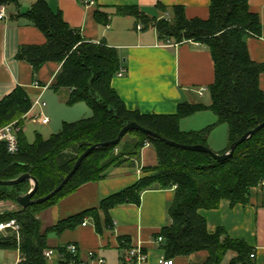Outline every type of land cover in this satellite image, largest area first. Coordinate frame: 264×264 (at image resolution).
Segmentation results:
<instances>
[{
  "label": "trees",
  "instance_id": "16d2710c",
  "mask_svg": "<svg viewBox=\"0 0 264 264\" xmlns=\"http://www.w3.org/2000/svg\"><path fill=\"white\" fill-rule=\"evenodd\" d=\"M13 0H0L6 5ZM118 15L135 16L155 28L158 37L176 44L199 42L206 45L215 66V81L209 88L211 103H181L175 114L144 115L130 111L112 88V79L122 68L118 51L106 44H96L71 28L60 11H53L46 0L36 1L23 15L46 36L41 46H22L16 58L25 60L37 72L45 63L60 65L53 87L69 90L67 105L86 103L92 115L76 122L64 123L60 132L43 140L40 136L30 144L21 129V121L30 112L32 103L26 90L17 87L0 102V129L17 122L19 151L15 155L0 146V180H15L29 174L38 181L33 200L52 193L73 170L90 147L117 139L121 130L135 122L162 138L180 145H202L209 149L208 139L214 128L226 125L228 146L217 154H225L241 137L264 123V92L260 75L264 64L254 62L248 52L247 40L261 35L259 16L250 10L248 0H211L208 19H188L184 7L172 8L160 19H147L135 7H118ZM100 16V14H98ZM102 16V15H101ZM101 23L108 22L103 15ZM101 18V17H100ZM209 110L216 123L199 131L185 132L180 122L198 112ZM130 136L129 140H124ZM152 145L157 164L143 167L146 174L133 186L101 201L98 209L83 211L43 230L40 215L57 205L80 187L104 178L109 168L133 167L140 160L144 147ZM212 150V149H211ZM213 151V150H212ZM216 153V152H215ZM264 182V127L239 145L232 156L218 162L205 153L185 150L130 131L114 146L92 151L81 163L64 188L49 200L17 212L0 213V224L15 221L18 231L8 228L9 235H0V249L18 251V264H45L44 250L49 248L48 234L57 236L74 230L86 217L95 222L100 233L99 210L104 213L108 228H113L109 211L124 205L140 204L146 190L174 189L168 207L170 224L156 234L166 259L187 257L199 251L208 252L205 264H221L228 251L238 253L236 262L256 264L253 249L244 240L230 238L223 228L214 234L207 230L206 220L199 210H216L223 201L231 206L247 204L252 188ZM30 181L15 186H0V202H16ZM130 247V241L120 238V248ZM145 252V251H144ZM235 261L232 264L236 263ZM123 264V262H122Z\"/></svg>",
  "mask_w": 264,
  "mask_h": 264
},
{
  "label": "crops",
  "instance_id": "0c3cea01",
  "mask_svg": "<svg viewBox=\"0 0 264 264\" xmlns=\"http://www.w3.org/2000/svg\"><path fill=\"white\" fill-rule=\"evenodd\" d=\"M13 1L6 4L7 17L0 21V102L19 86L26 90L32 103L27 118L38 108L40 115L44 116L49 109L56 112L69 110L70 113L65 114V123L90 117L92 110L86 103L68 107L66 100L69 90L58 92L54 89L59 64L47 62L34 72L30 63L16 58L20 47L41 46L47 39L40 29L23 16L38 0ZM46 1L53 11H60L65 22L78 30L85 40L117 49L126 72L122 77L115 76L111 84L128 110L144 115L175 114L179 104H197L205 94L210 95L209 88L215 81V66L206 45L194 41L176 44L171 40L176 45L162 47L161 44L166 41L158 37L152 24L146 28L143 20L135 16L118 15L116 9L135 7L151 20L167 14L171 16L172 8L181 6L188 19L205 20L210 15L211 0H95L94 5H87L83 0ZM248 4L262 24L261 35L247 40L248 52L254 62L264 64V0H248ZM104 14L108 16L106 24L101 23L105 19ZM137 25H142L143 30L138 31ZM202 87H207L208 91L200 97L197 90ZM260 89L264 92V72L260 75ZM38 100L44 106L36 105ZM210 103L211 98L205 105ZM40 115L34 117L37 122ZM78 115L81 116L75 118ZM204 116L208 121L217 120L214 114ZM209 140L210 137L208 144ZM156 164L154 147L146 146L136 166L109 168L102 180L80 187L57 205L42 212L39 218L41 221L43 215L51 218L50 227L83 211L98 209L101 201L145 177L143 167ZM174 194V189L146 190L138 206L124 205L109 211L113 228L106 226L104 213L99 210L100 233L96 230L94 220L88 216L84 220L86 226L81 224L74 230L65 231L58 236L56 244L48 245L53 248L76 243L82 256L92 250L98 252L106 264L107 259H112L113 264H122L124 249L120 248V238L125 237L130 241V246L145 251L146 261L142 264H160V261L168 259L155 236L170 224L168 207ZM198 213L206 220L210 234L223 228L230 238L246 241L255 253L254 262L264 264V194L260 187L252 188L247 204L231 206L228 201H223L216 210L201 209ZM208 256V252L199 251L187 257L174 258L173 261L174 264H205ZM237 258V252L228 251L221 264H232Z\"/></svg>",
  "mask_w": 264,
  "mask_h": 264
},
{
  "label": "rangeland",
  "instance_id": "374dc122",
  "mask_svg": "<svg viewBox=\"0 0 264 264\" xmlns=\"http://www.w3.org/2000/svg\"><path fill=\"white\" fill-rule=\"evenodd\" d=\"M210 99V95L207 93L205 96L200 98V103L208 104ZM68 106V105H67ZM69 107V106H68ZM69 110H60V111H52L49 109L47 113H45L49 120L50 123L46 126L41 123L39 119L38 122L35 120L34 117L40 115V109L38 108L29 118H27V115L25 118H23L19 123L21 124V129L25 133L26 140L30 143L33 144L36 142L37 138L40 136L41 139L47 140L49 139L53 134H57L58 132L61 131L63 124L67 121H65L64 118H66L65 114L70 113L68 112ZM73 111V110H72ZM76 111V110H75ZM72 113V112H71ZM213 115L210 112H198L188 118L183 119L180 122V127L183 131L185 132H190L194 130H200L203 127L208 126L209 124H215V121H208L207 117L204 115ZM41 116V115H40ZM78 115L75 118H79ZM215 117V116H214ZM83 117L77 119L81 120ZM216 119V118H215ZM76 120V119H75ZM76 120V121H77ZM15 128H19L16 123ZM130 136L125 137V141L129 140ZM173 142V141H172ZM178 144V143H177ZM209 144L211 145V149L214 152H221V150H224L228 146V128L226 125H220L216 126L210 135V140ZM34 187V183L30 181V183L24 187L26 191H30ZM28 192H24L23 194H27ZM22 194V195H23ZM21 207L18 206V204L14 201H6V202H0V210L2 213H9V212H17ZM51 222V218H48V216L43 215L42 216V224H43V230L46 229V227L49 226ZM8 223L0 224L6 226ZM8 228H0V235L3 237H7L9 235V232H7ZM12 231H18V228L13 229ZM59 237L57 234L54 233H49L48 234V243L49 244H56L58 242ZM19 252L15 250H3L0 249V264H18L19 262ZM112 259H107V264H113Z\"/></svg>",
  "mask_w": 264,
  "mask_h": 264
},
{
  "label": "built area",
  "instance_id": "2783aa9c",
  "mask_svg": "<svg viewBox=\"0 0 264 264\" xmlns=\"http://www.w3.org/2000/svg\"><path fill=\"white\" fill-rule=\"evenodd\" d=\"M24 1V0H19ZM85 4L94 5L95 0H83ZM7 17L6 5H0V21L5 20ZM137 30L142 31L143 26L137 25ZM176 44L166 41L161 44L162 47H172ZM125 69L121 68L116 76L122 77L125 74ZM208 91L207 87H202L197 90V94L202 97ZM36 105L44 106L40 104V101H36ZM37 119L41 121L42 124H48L50 122L49 118L41 115ZM15 124H10L4 128L0 129V146L5 145L7 152L11 155H15L19 151V140H18V131L20 128H15ZM149 146V144L147 145ZM260 189L264 194V182L261 183ZM83 226L87 225L85 221ZM0 228H13L16 229L15 221H10L6 226L1 225ZM158 243L162 242V238L159 237L156 240ZM44 260L45 264H106L104 258L99 255L96 251H89L85 256H82L80 253V248L76 243H69L63 246L58 247H49L44 250ZM252 258H255V253L251 254ZM146 261V253L140 247L130 246L124 250L122 257L123 264H142ZM160 264H174L173 259H168L166 261H160Z\"/></svg>",
  "mask_w": 264,
  "mask_h": 264
},
{
  "label": "water",
  "instance_id": "95a60500",
  "mask_svg": "<svg viewBox=\"0 0 264 264\" xmlns=\"http://www.w3.org/2000/svg\"><path fill=\"white\" fill-rule=\"evenodd\" d=\"M264 127V123L260 124L258 127H256L254 130L250 131L249 133H247L246 135H244L243 137H241L238 141H236L229 149L228 152H226L225 154H217L214 151H212L211 149L202 146V145H196V146H185V145H180L177 144L175 142L166 140L164 138H162L161 136H159L158 134L147 130L145 128H142L141 126H139L137 123L132 122L127 124L119 133L117 139H115L114 141L108 142V143H103V144H97L94 145L92 147H90L85 153H83L81 155V157L79 158V160L77 161V163L75 164L73 170L65 177V179L63 180V182L52 192L50 193L48 196L39 199V200H33V196L36 193L37 187H38V181L33 178L32 176H30L29 174H23L21 176H19L17 179L15 180H10V181H2L0 180V186H6V187H10V186H15L18 185L20 183H23L25 181H31L34 183V187L27 193V194H23L20 195L17 200L16 203L18 204L19 207H21L22 209H27L30 206H33L35 204H40L43 203L47 200H49L50 198H52L53 196H55L58 192H60L64 186L70 181V179L73 177V175L76 173L77 169L79 168V166L81 165V163L83 162V160L95 149L99 148V147H103V146H114L117 145L122 138L129 133L130 131H139L143 134H145L148 137H152L155 139H159L163 142H166L168 145L176 147V148H181V149H185V150H190V151H196V152H201V153H205L208 154L209 156H211L213 159H215L218 162H224L226 161L230 156L233 155V153L235 152L236 148L241 145L242 143H244L245 141H247L249 138H251L254 134H256L260 129H262Z\"/></svg>",
  "mask_w": 264,
  "mask_h": 264
}]
</instances>
